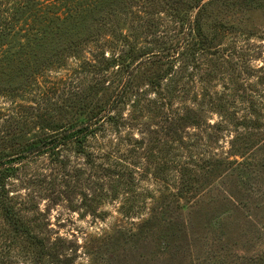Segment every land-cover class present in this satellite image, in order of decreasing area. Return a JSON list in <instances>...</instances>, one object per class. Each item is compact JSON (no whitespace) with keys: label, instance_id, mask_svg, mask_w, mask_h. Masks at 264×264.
<instances>
[{"label":"trees","instance_id":"trees-1","mask_svg":"<svg viewBox=\"0 0 264 264\" xmlns=\"http://www.w3.org/2000/svg\"><path fill=\"white\" fill-rule=\"evenodd\" d=\"M261 10L264 0H0V99L10 102L0 103V212L5 221L27 230L8 182L32 158L48 154L66 167L69 160L61 155L71 150L85 157L86 167L100 168L94 173L98 179L111 174L115 163L96 161L110 154H98L104 147L93 150L90 141L103 138L99 134L109 127L124 126L122 111L130 101L152 110V93L163 108L175 100L182 106L164 113L166 136L186 144L185 127L204 126L209 113L221 117L209 126L215 129L209 136L213 144L223 130L235 134L226 154L217 148L202 165L190 161L196 156L192 151L190 159L178 160V170L169 173L178 183L176 189L166 188L169 201L153 203L135 229L122 233L125 243L151 247L162 213L183 216L186 208L193 210L190 200L198 191L214 183L240 210L254 204L264 212L259 181L264 88H258L264 76L250 82L255 69L249 62L255 52L250 40L259 32L251 16ZM218 73L219 80L233 86L216 89ZM25 127L34 129L32 138L25 139ZM169 223H182L184 233L192 227L188 218L171 217ZM254 231L255 237H264L255 224ZM179 235L172 240L187 236ZM105 237L112 241L115 235ZM32 239L45 255L55 257L44 237L33 234ZM181 246L169 245L150 263L181 264ZM251 259L264 264V251Z\"/></svg>","mask_w":264,"mask_h":264},{"label":"rangeland","instance_id":"rangeland-1","mask_svg":"<svg viewBox=\"0 0 264 264\" xmlns=\"http://www.w3.org/2000/svg\"><path fill=\"white\" fill-rule=\"evenodd\" d=\"M251 23L259 31L258 37L250 40L255 49L249 60L255 69L250 79L254 83L257 77L264 76V10L253 13ZM219 77L220 73L215 78L218 81L213 82L216 89L223 90V84L233 86L231 81L224 82ZM156 97L154 93L150 96L156 101L152 103V110L138 109L130 101L122 111L124 126L109 127L104 134H99L103 138L90 141L93 150L104 147L98 154H110V157L101 155L102 159L96 161L115 163L110 164L111 174L98 179L94 173H99L100 168L86 167L85 157L71 150L61 155V159L69 160L66 167L53 162L48 154L32 158L21 166L8 186L17 217L27 230H15L0 212V264H151V260L166 254L169 245L180 244L183 245L180 255L184 259L181 264H257L251 258L264 251V237H255L254 224L264 230V212L254 204L240 210L225 197L223 186L217 187L215 183L198 191L190 200L194 202L193 210L186 208L183 216L177 212L162 213L151 235L155 243L151 247L136 241L135 249L125 243L122 233L135 229L137 223L149 215L153 203L169 201L166 188L173 190L176 189L172 188L174 184V187L178 185L169 173L178 170L175 165L178 160L190 159L192 151L196 156L190 161L202 165L217 148L219 153L226 154L235 134L223 130L219 134L220 142L213 144L209 136L215 129L209 126L219 122L221 117L219 113H209L204 126L185 127L186 144H183L173 136H166L162 130L166 125L164 113L177 111L182 106L175 100L163 108ZM68 98L71 100V96ZM4 101L0 99V103L10 104ZM243 114L242 111L237 116ZM34 135V129L24 128L25 139ZM122 172L126 174L124 177ZM259 181L264 185V172ZM228 186L235 187L232 183ZM171 217L192 220V227L187 228V236L182 241L172 240L175 233H185L181 231L182 223H169ZM33 234L48 241L55 257L45 255L33 243ZM113 234L112 241L105 237ZM120 237L122 242L114 243Z\"/></svg>","mask_w":264,"mask_h":264}]
</instances>
